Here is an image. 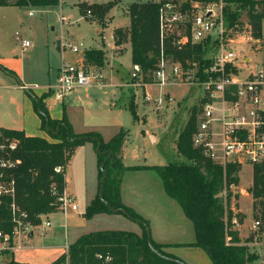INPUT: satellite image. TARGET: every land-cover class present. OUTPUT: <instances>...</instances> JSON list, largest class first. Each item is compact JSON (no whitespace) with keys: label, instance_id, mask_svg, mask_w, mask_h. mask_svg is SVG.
Listing matches in <instances>:
<instances>
[{"label":"trees","instance_id":"1","mask_svg":"<svg viewBox=\"0 0 264 264\" xmlns=\"http://www.w3.org/2000/svg\"><path fill=\"white\" fill-rule=\"evenodd\" d=\"M220 0H186L178 4L183 12H188L193 17V5L207 6L216 4ZM224 4L226 27H237L241 14L246 12L250 24L252 36L259 41L262 38L264 21V0H221ZM114 1L106 4H94L80 6L81 13H94L103 25V20L112 9ZM161 2L133 3L129 6L130 27L127 30L118 28L113 32L114 44L121 47L125 43L131 46L132 65H138L142 71V83L153 84V73L160 61L165 59L169 63L180 64L184 71L199 66L200 76L211 65V54L215 50L217 40L209 37L197 44H188L179 48L173 45L172 37L163 43L160 38V8ZM60 0H0V7H31L49 8L58 6ZM242 12V13H241ZM189 32V28H187ZM96 63L102 62L100 53L92 52L87 55ZM49 94L35 97L34 109L41 118V128L46 130L47 118L51 131L47 133L53 139L49 141L43 137L27 136L24 131L0 129V157L16 161L11 169H0L6 181H14V197L5 195L0 198V230L9 232L12 229V210L14 203L21 211L28 214L34 225L40 220L39 216L60 212L61 204L58 196L52 194V188L56 187L60 195L66 187V179L62 174L55 172L57 167L64 171L69 166L73 154L78 146L90 141L105 155H98L100 165L109 156L104 168L108 175L104 184V199L114 209H126L133 218L147 223L140 215L122 204L121 184L123 174L130 168L125 167L122 158V148L127 135L121 130L108 142H105L99 133L91 132L85 135H73L70 125L64 116L62 121L52 120L44 100ZM134 119L136 112L131 107ZM200 107H194L189 119L178 136L176 142L177 153L185 160L169 163L165 166L148 167L154 169L160 177L166 194L176 201L185 216L192 221L195 230V242L184 245L202 249L208 256L211 264H252L253 256L247 252L241 244L239 232L234 228V219L239 215H233L228 207V201L232 198L229 189L237 187L240 183L239 173L241 166L228 164L225 167L214 164L201 150L193 147V137L197 128ZM61 126L59 135H55L59 123ZM69 131V132H68ZM71 138L88 137L87 139L69 142ZM10 142L17 143V148L11 151L8 148ZM4 146V149H1ZM140 169L142 167H131ZM103 173L99 171V180ZM227 190L226 202L220 196ZM254 199V211L260 210L264 221V164L254 168V179L249 192ZM112 214L99 198V192L92 203L87 207L84 216L92 219L98 214ZM148 224V223H147ZM142 235L131 231L105 230L82 235L69 247L68 256L72 264H101L97 255H111L114 264H176L157 257L150 249L148 235L142 226ZM231 238V241H227ZM251 240V239H249ZM153 247L163 255L173 257L165 249L169 245H162L152 240ZM66 256L58 258L53 264H62ZM5 264H24L15 261L10 255Z\"/></svg>","mask_w":264,"mask_h":264},{"label":"rangeland","instance_id":"2","mask_svg":"<svg viewBox=\"0 0 264 264\" xmlns=\"http://www.w3.org/2000/svg\"><path fill=\"white\" fill-rule=\"evenodd\" d=\"M79 1L61 0V4L59 3L58 6L45 9L15 7L17 10L14 11H17L20 17L17 22L8 27L5 26L3 19L6 15L5 11L9 10L0 7V32L3 34L6 44L10 48L18 47L14 38L16 31L22 34L26 30L27 34L32 35L27 30L31 26L38 35H40V32L42 33L40 39L42 41L45 40V44H40L37 50L38 54L35 58L37 68L32 64L31 59L27 58L25 60L27 77H31L25 81L27 83L35 79L45 81L44 69L46 66L49 67L48 64L50 62L44 55V48L42 46L47 43L52 46L58 37L77 46L83 45L80 47V52L76 54L82 56V61L79 63L94 66L100 70L101 63H96L93 59L88 58L87 55L92 52L104 55L108 51V60L104 63V68L101 70L103 78L101 85L86 89L85 91L81 90L79 94H82V96L88 95V98L83 97L84 101L73 102L72 105L65 104L64 106L68 109L66 113L70 114L71 121L77 129H83V131L79 130L78 133L98 132L103 135V140H106V138H113V135L118 134L121 130L125 131L127 137L124 143V153L126 155L124 165L130 168L122 177L121 186L125 199L127 201L129 199L138 200L137 203L146 209L151 208L156 210L163 206L166 214H168L166 211L168 208L165 206L161 196L164 199L170 198L166 195L157 172L148 167L165 166L169 163L185 160L178 155L176 142L189 119L192 109L200 107L204 91L197 85L187 83L184 75L182 79L176 77L174 81L165 86L155 85L154 83L145 86L142 83V77L133 78V65L131 62V52L128 51V43H125L120 50L114 49L112 31L119 27L124 30L129 29L130 17L128 8L133 3L177 1L181 4L186 0H85L97 3L114 1L112 9L103 20L104 26L99 25L100 20L96 16H93L94 13L91 16H89L88 12L81 13L80 6L82 4L78 5ZM221 3L222 1L220 0L216 4H210L205 7L201 4H192L194 7L193 14L196 15L200 11H206L208 8H212L218 12L222 11V16L220 17L223 18L226 25L225 6L223 4L221 8ZM30 11L34 13V16H29ZM241 15L237 27L230 29L227 27L228 37L235 40L233 46L242 55L251 60L250 68L257 70L259 66H264V21L262 28L263 36L257 41L251 34L252 31L246 12H243ZM98 29L104 30V33H100L105 38L102 50L94 49L95 45H98L101 41V36L97 33ZM29 41L32 43L31 40ZM103 48H106V51ZM67 50L69 53L70 49ZM113 55L117 56L113 57ZM34 67L37 71H34ZM55 68V64H53L51 69L54 70ZM48 70L50 71V68ZM167 72H172L170 64L167 67ZM3 73L6 74L5 71ZM56 73L55 70L54 73L52 72V82L54 84ZM193 73H195V69L192 70ZM41 84L39 81L38 85ZM42 91L44 90L41 88L36 89L30 92V96L34 98L35 93L37 97H40L38 95ZM13 98L21 103L20 96L9 93V91H4L2 95L3 102H0V119L6 122L7 117L11 116L8 103L11 104V101L14 100ZM47 99H49L47 103L55 105L54 112L58 111L57 114H60L63 111L62 102L55 101L51 95ZM66 99L63 103L66 102ZM159 99L163 101L162 109H159L155 102ZM130 106L134 108L137 119H134ZM37 116L41 120L38 114ZM11 117H14V115ZM7 123L10 126H16L11 125L12 123ZM38 131L48 138L49 141H53L47 133V128L46 130L40 128ZM84 144L91 146L92 142L87 141ZM70 165H72L71 169L74 172V182L70 183L68 189L78 195L76 200L78 210L74 211L68 207L66 209V216L60 211L51 214L48 218H44V220L50 221L51 227L42 232H34V237L29 239L26 244L28 250L19 252L16 255V259L19 262L35 258L33 264H50L54 256L53 246L58 244L64 248V246L66 247L68 244L74 243L77 232L73 228L78 227L81 229L78 234L93 230L91 227L84 226L75 221L77 217H81L80 219H82L86 212V191H91L95 184L97 186L89 152L84 148H81L78 152L76 151V154H74L70 161ZM131 167L142 168L133 169ZM241 167L239 173L240 183L237 187L229 189L230 193H232V198L227 204L229 209L233 211L234 217L239 215L238 219L242 220L240 224H234V228L239 232L241 244L253 256L254 260L252 264H264V221L259 213L260 210L254 211V199L249 193L254 179V167L251 164H245ZM137 189L141 190L138 199H136L135 193ZM226 195L227 190L220 194L225 202ZM107 215H109L107 216L110 217L109 219L102 218L103 220H99L100 222L96 224V227L92 228L141 231L140 235H142V226L125 215ZM161 217L163 218V216ZM94 221L89 223L92 224ZM257 221L260 222V226L255 227ZM60 225L67 226L68 230L60 228ZM149 228L151 231L150 225ZM187 240L194 241V236ZM165 251L186 264H211L207 254L200 248L178 246V248L165 249ZM27 253H30L31 257Z\"/></svg>","mask_w":264,"mask_h":264},{"label":"built area","instance_id":"3","mask_svg":"<svg viewBox=\"0 0 264 264\" xmlns=\"http://www.w3.org/2000/svg\"><path fill=\"white\" fill-rule=\"evenodd\" d=\"M195 5H198L197 3ZM223 2L221 3L222 8ZM194 8V7H193ZM212 8L200 11L191 18L188 12H183L180 6L173 1L162 4L160 8V38L163 43L172 37L173 45L179 48L188 44H197L209 37L217 40L215 50L211 54V65L200 76L199 66L184 71L180 64L169 63L162 59L153 73L154 84L165 86L176 77L183 78L187 83L201 87L204 95L200 101L197 128L193 137V147L201 150L214 164L225 167L228 164L243 166L251 164L254 168L264 164V66L257 70L250 68L251 60L242 55L233 45L235 40L228 37V29L221 15ZM91 16V12H88ZM189 28V32H187ZM17 39H20L17 35ZM23 49L30 47L28 40L21 39ZM72 42L61 41L62 49H70L74 54L80 52V47ZM172 72H167L168 65ZM195 73L192 74V70ZM140 66H133V78L142 77ZM102 72L94 66L83 63H64L58 73L56 83L46 88L55 101L63 102L66 97L80 89H89L100 86ZM147 86V85H145ZM159 109L163 107L162 99L156 100ZM8 148L16 150L17 143L10 142ZM4 149V146H1ZM19 160L12 161L0 157V169H11ZM55 172L65 176L62 167ZM66 179V178H65ZM52 194L58 196L61 210H78L66 190L58 193L52 188ZM14 181H6L4 174H0V198L8 195L14 197ZM12 210V229L9 232L0 230V264H5L9 256H14L18 250L25 249V242L34 235L35 231L42 232L51 227L48 215L39 216L40 222L34 225L27 213L21 211L14 203ZM233 223L238 225L234 219ZM260 222L255 223V227ZM231 241V238H227ZM69 246L66 247L65 261L62 264H72L69 256ZM15 258V257H14ZM101 264H114V258L107 255H97Z\"/></svg>","mask_w":264,"mask_h":264},{"label":"crops","instance_id":"4","mask_svg":"<svg viewBox=\"0 0 264 264\" xmlns=\"http://www.w3.org/2000/svg\"><path fill=\"white\" fill-rule=\"evenodd\" d=\"M83 3L106 4V3H97V2L80 0L78 2V5L83 4ZM60 4H61V0H60ZM4 8L9 10V11H5L6 15L4 16V19H3L5 26L8 27L9 25L17 22L20 15H18L17 11H14V10H17L15 7H4ZM43 9H45V8H43ZM29 16H31V17L34 16V13L30 11ZM23 25H24V21H23ZM20 27H22V25H20ZM119 28H121V27H119ZM116 29H118V28H116ZM27 30H29V32L32 35L27 34L26 30H24L22 32V34L18 33V31L15 32L14 38L17 42L18 47H11V48L9 47L8 44H6V41L4 39L3 34L0 32V102H3L2 95L4 94V91H9V93L18 95L21 98L20 99L21 103L17 102V100L15 98H13L14 100H12V101L10 100L11 104L8 103V106L10 107V108L8 107L9 112L11 113V116L14 115V117H11L9 115L7 117V122L12 123L11 125H16V126H10V125H8V123L5 120L0 119V129L19 130V131H24L27 136H32V137L36 136V137L46 138L45 136H43L38 131L41 128V120L37 116V114H36L37 112L34 109V101L33 100L35 98L30 96V92H33L34 90L41 88L44 91H42V93L39 94L38 96H41L43 94H47L46 88L48 86H52L54 84L52 82V72L54 73V70H55V72H57L56 77H55V83H56L60 67L64 63H79L80 61H82V56L81 55L78 56L76 54H73L70 51L68 53L67 49H65V50L62 49L61 41L64 39L63 38L59 39V37H58L56 39V42H54L52 44V46H50L48 43L46 45L42 46V48H44V55L46 56V58L50 62V64H48L49 67L46 66L44 69L45 70V74H44L45 81L35 79L32 82L27 83L25 81H27V79H29L31 77H27L25 60L27 58L31 59L32 64L37 68V61L35 59L37 54H38L37 50H38L40 44L41 45H42V43L45 44V40L42 41V39H40V37L42 35L41 32H40V35H38L37 32L32 29L31 26ZM102 32L104 33V30H101V29L97 30L98 34H100ZM113 32L114 31H112V36H113ZM17 35H19L20 39H17ZM100 36H101V41L99 42V44L95 45V47L93 46L94 49H96V50H102V44H103V41H105V38L103 37V35L100 34ZM21 39L22 40H24V39L25 40H28V39L31 40L32 43H31L30 47H28L27 49H23L22 45H21ZM113 43H114V39H113ZM121 47H116L114 44V49L120 50ZM103 49L106 51V48H103ZM128 51L131 52V46L129 43H128ZM115 56H117V55H113V57H115ZM102 57L103 58H102V62H101V70L104 68V66H103L104 63L108 60V51H106L105 54L102 55ZM51 63H52V65L55 64L56 68L54 70L51 69V67H52ZM35 67H34V71H37ZM49 68H50V71L48 70ZM4 71L6 72V74L3 73ZM37 81L38 82L40 81L42 84L38 85ZM23 87L27 88V90L24 89ZM81 90L85 91L86 89H80L78 91H75L72 94H70L68 97H66L67 99L65 98L66 102L63 103L65 100L62 102L63 111L60 114H57L58 111L54 112V110H55L54 106L55 105H53L49 102L47 103V101L49 99L44 100V103L47 106V110H48L50 118L52 120H55V121H62L64 119V116H66V119L70 125L72 133L75 135H83V134L92 132L91 131V132H85V133H78L79 130L83 131V129H77L75 127V124L71 121L70 114L66 113V112H68V109L66 108V106H64L65 104H71L72 105L73 102L84 101V98H88V95L82 96V94H79V92ZM36 96L37 95L34 93V97H36ZM12 104H14L15 106ZM65 113H66V115H65ZM96 133H98V132H96ZM99 134L104 139L103 135L101 133H99ZM113 136H115V135H113ZM46 139H48V138H46ZM110 139L106 138V140H104V141L108 142ZM81 148H84L85 150H87V152H89V157L91 158V165H93V167L95 168V170L93 168L95 183L97 182V186L95 184L91 191H89V190L86 191V199H87L86 206L88 207L92 203V201L95 199V197L97 196V194L99 192L100 180H99V174H98V171H99L98 155L96 153V149L94 148L93 143L91 144V146H87L86 144L78 146L76 148L74 154H76V151L78 152V150H80ZM74 154H73V156H74ZM125 157H126V155L124 153V145H123V148H122L123 163H124ZM71 168H72V165L69 164V166L65 170V176H66L65 177L66 178L65 190H66V193L70 197L73 198L74 203L76 204V200H77L78 195H76V193H74L68 189V186L70 185V183L72 184L74 182V172L72 171ZM151 186H154V185H151ZM162 186H163V183H162ZM147 188H149V187H147ZM140 192H141L140 189H137L135 191L136 199H138L140 197ZM160 194H162V193H160ZM161 198L163 199L165 206L168 208V209H166L168 214H166L165 208L163 206L160 209L153 210L151 208L146 209L142 205H139L137 203L138 200H134V199L130 200L129 199L127 201L123 195V188L121 186L122 204L125 205L126 207L130 208L131 210H133L135 213H137L144 220L147 221L148 225L151 226V234H152V239L154 242H156L158 244H162V245H169L170 248H168V249L178 248V246H184L187 244L194 243L195 242V230H194V225H193L192 221L189 220L185 216V214H184L183 210L181 209V207L179 206V204L177 202H175L173 199H172L173 200L172 201V200H170L171 199L170 197H169L170 199H164L162 196H161ZM136 203L138 204V206ZM66 214H65V216H66ZM107 214L108 213L98 214V215L94 216L92 219H87L84 215H83L82 219H80L81 217H79V218L77 217V220H75L76 223L83 224L84 226H87V227H91V229H93V230H90L87 233H79L78 234L79 230H81V229H79L78 227L73 228V230H75V232H77L75 241L78 238H80L82 235L89 234L92 232L114 230V229L92 228V227H96V224H98L100 222L99 220L109 219L110 217H107V216H109ZM161 216H163V218ZM173 216H174V218H173ZM92 221H94V223L90 224L89 222H92ZM59 227L65 228L68 230L67 226H64V225H60ZM116 230H121V229H116ZM192 230H193V232H192ZM123 231H129V230H123ZM131 232H134V233L139 234V235L141 234V231H131ZM66 234H67V231H66ZM193 236H194V241L187 240ZM33 237H34V235H30V239ZM27 243H28V241L25 242V249L18 250L14 253L15 261H17L18 263H20L21 261L19 262L16 259V255L19 252L28 250V248L26 247ZM71 244H73V243L68 244V246H70ZM66 247L64 246V248H63V246L58 245V244L52 247L54 250V256L51 259L50 264H53L58 258H60L61 256L64 255V253L66 251ZM29 254L30 253H27V255H29ZM29 257H31V256L29 255ZM33 261H35V258H29L28 260H24L21 263L33 264L34 263Z\"/></svg>","mask_w":264,"mask_h":264},{"label":"water","instance_id":"5","mask_svg":"<svg viewBox=\"0 0 264 264\" xmlns=\"http://www.w3.org/2000/svg\"><path fill=\"white\" fill-rule=\"evenodd\" d=\"M24 89L27 90V88L23 87ZM35 98V97H34ZM61 126H65V123H59L58 126H57V129L56 131H53V133L55 135H59L60 133V130H61ZM46 128L48 131H51L50 127H49V119L47 118V124H46ZM69 132V131H68ZM88 137H77V138H71V136H68V140L69 142H75V141H78V140H82V139H87ZM97 154L98 155H105L106 153H102L101 150H100V144L97 148ZM108 154L109 156L107 157V159L100 165V171L103 173V178L101 179L100 181V185H99V198L100 200L105 204V206L109 209V211L112 213V214H123L125 215L127 218L137 222L139 225L145 227L146 231H147V235H148V244H149V247L151 249V251L157 256L159 257L160 259L162 260H165V261H168V262H171V263H176V264H186L178 259H174V258H170V257H167L165 255H163L162 253H160L158 250H156L153 245H152V234H151V231H150V228H149V225L143 221H140V220H137L135 218L132 217V215L126 210V209H114L112 208L104 199V184H105V181L108 177L106 171H105V164L107 162V160L110 158V156L112 155V151H108Z\"/></svg>","mask_w":264,"mask_h":264}]
</instances>
